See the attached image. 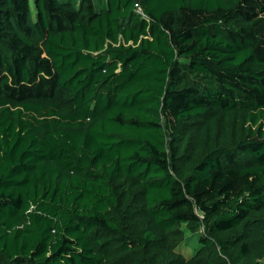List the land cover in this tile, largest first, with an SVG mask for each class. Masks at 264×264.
<instances>
[{
	"label": "trees",
	"instance_id": "trees-1",
	"mask_svg": "<svg viewBox=\"0 0 264 264\" xmlns=\"http://www.w3.org/2000/svg\"><path fill=\"white\" fill-rule=\"evenodd\" d=\"M0 264H264V0H0Z\"/></svg>",
	"mask_w": 264,
	"mask_h": 264
},
{
	"label": "rangeland",
	"instance_id": "rangeland-1",
	"mask_svg": "<svg viewBox=\"0 0 264 264\" xmlns=\"http://www.w3.org/2000/svg\"><path fill=\"white\" fill-rule=\"evenodd\" d=\"M33 11L35 12V6L32 4ZM186 239L184 242L178 245V250L182 252L186 257H191L195 250L198 248L200 245V234L187 231L186 232ZM179 241V240H178Z\"/></svg>",
	"mask_w": 264,
	"mask_h": 264
},
{
	"label": "built area",
	"instance_id": "built-area-1",
	"mask_svg": "<svg viewBox=\"0 0 264 264\" xmlns=\"http://www.w3.org/2000/svg\"><path fill=\"white\" fill-rule=\"evenodd\" d=\"M138 6V4H136Z\"/></svg>",
	"mask_w": 264,
	"mask_h": 264
}]
</instances>
